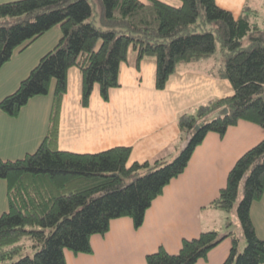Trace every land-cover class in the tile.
Listing matches in <instances>:
<instances>
[{"label":"trees","instance_id":"16d2710c","mask_svg":"<svg viewBox=\"0 0 264 264\" xmlns=\"http://www.w3.org/2000/svg\"><path fill=\"white\" fill-rule=\"evenodd\" d=\"M252 11L245 5L235 17L215 0H180L178 5L162 0L0 2V67L52 27L61 30L55 45L0 99V111L17 116L31 98L51 97L36 150L0 159L7 198V209L0 213V264H66V250L91 252L90 237L105 233L112 219L128 216L135 227L141 225L151 202L183 172L208 132L223 136L240 120L264 129V29L251 20ZM216 42L223 62L214 72L231 84L233 93L178 115L181 143L171 160L128 163L129 146L95 153L58 149L70 67L81 73V104L87 106L95 84L104 99L109 88L119 85V66L130 51L136 66L142 58L155 59V87L162 89L178 64L212 56ZM263 192L264 138L238 157L209 204L234 209L243 250L234 231L203 230L183 238L176 252L159 247L148 253L145 264H194L228 236L232 244L221 264H264V240L250 218L251 203Z\"/></svg>","mask_w":264,"mask_h":264},{"label":"crops","instance_id":"0c3cea01","mask_svg":"<svg viewBox=\"0 0 264 264\" xmlns=\"http://www.w3.org/2000/svg\"><path fill=\"white\" fill-rule=\"evenodd\" d=\"M4 1L10 0L0 2ZM215 1L237 17L248 5L246 1L262 0ZM60 36V28L54 26L13 53L0 67V99L18 86ZM213 67L210 57L180 63L165 86L157 89L155 59L142 58L136 66L135 54L130 51L119 66V85L109 88L104 99L95 84L87 106L81 104V73L70 67L59 112L58 149L95 153L129 146L128 163L158 157L171 160L181 143L178 115L209 99L233 93L231 84L210 70ZM50 98V93L31 98L17 116L0 111V159L13 160L36 150L46 131ZM263 138V128L244 120L229 126L223 136L208 132L183 172L171 179L151 202L140 226L135 227L128 216L112 219L105 233L90 237L91 252L75 254L66 250V264H145L148 253L159 247L176 252L183 238L195 237L203 230L226 233L230 228L226 227L222 209L209 204L225 186L228 172L238 157ZM252 204L250 218L257 236L264 240V223ZM6 209V183L0 179V213ZM234 233L240 250L245 245L243 234ZM231 242L230 236L225 237L194 264H221Z\"/></svg>","mask_w":264,"mask_h":264},{"label":"rangeland","instance_id":"374dc122","mask_svg":"<svg viewBox=\"0 0 264 264\" xmlns=\"http://www.w3.org/2000/svg\"><path fill=\"white\" fill-rule=\"evenodd\" d=\"M0 1H2V0H0ZM162 1H164L168 4H171V5H178L180 3V0H162ZM246 4H248L253 9V11L251 12L252 13L251 14V20L255 21L259 27L264 29V0H262V1H246ZM210 61H213L215 64V67L210 69L212 71H216L218 68V64H222V62H223V58H222V55L220 53L219 46H218L217 42H216V51L212 54V56H210ZM192 65L193 66L194 65L200 66L201 64H192ZM260 199H258V200H260ZM258 200H254L252 202L253 203L252 204L253 205V211L255 210V212L257 213V210H258L259 220L264 223V192H263L261 201L258 202ZM221 211L226 216L225 223H227V222L230 223L229 228L236 233H240V231L242 232L234 209H232L230 211H225V210H221ZM242 237H243V241H245L244 235H242ZM238 245H239V243H238ZM244 246L240 249L241 251L243 250ZM28 251H29L30 255L33 252L32 250H28Z\"/></svg>","mask_w":264,"mask_h":264},{"label":"water","instance_id":"95a60500","mask_svg":"<svg viewBox=\"0 0 264 264\" xmlns=\"http://www.w3.org/2000/svg\"><path fill=\"white\" fill-rule=\"evenodd\" d=\"M227 109H224V111H226Z\"/></svg>","mask_w":264,"mask_h":264}]
</instances>
